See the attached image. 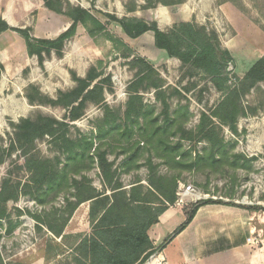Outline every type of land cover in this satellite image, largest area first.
<instances>
[{"label":"rangeland","instance_id":"1","mask_svg":"<svg viewBox=\"0 0 264 264\" xmlns=\"http://www.w3.org/2000/svg\"><path fill=\"white\" fill-rule=\"evenodd\" d=\"M0 1L6 19L18 28H30L31 35L35 38L55 39L70 26L65 16L44 9L46 7H43V0H23L34 5L33 8L25 10L18 8L22 0ZM69 1L75 6L91 10L105 23L108 19L104 14H122L117 8L121 7V3L123 5L125 3V0ZM138 3L144 4L143 0H138ZM7 4L15 5L16 10L5 9ZM174 9L187 11L189 15L185 20L196 22L217 32L222 46L234 57L235 64L231 67V72L239 77H243L250 66L264 56V0H188L183 5L172 7L161 5L152 11H138L137 18L148 22L161 21L163 26H167L166 18L168 15L170 17V12L173 15ZM175 22L177 21L167 19L168 25ZM116 25L112 22L107 27L118 36ZM128 44L135 49L137 42L128 41ZM149 48L147 47L150 52ZM152 51L154 66L166 80V87L175 88L181 93V97H172L173 91L170 89L168 92V96L171 97L172 113L179 104L189 107L190 118L186 127L188 130L195 129L199 124L201 113L211 112L222 100V94L214 88L209 79L189 74L188 68H184L179 60L170 59L167 54L161 56L153 47ZM114 55H116L115 50L104 35L90 39L84 27L80 25L76 36L66 44L64 56L59 58L53 54L41 66L36 57H29L26 54L25 41L21 35L16 33L3 35L0 38V61L3 62L5 71L3 78L1 77L2 81L0 80L2 82L0 145L4 147L10 145L14 136L13 125L21 119L35 118L42 114L63 121L65 110L61 107L29 103L28 95L37 97L31 86L39 89L47 97L57 99L60 91H68L76 86L73 73L85 77L93 64L99 60L111 59ZM110 72L113 77V88L106 91V106L113 112L109 116V120L113 122L122 118L127 108L129 98L127 86L133 79L134 73L120 62L113 64ZM262 90L264 91L263 86ZM142 97L143 104L151 109L155 116L161 112V104L156 101L153 90L142 92ZM262 101L264 94L261 90H254L247 97L246 105L260 107ZM104 117L103 106L90 105L80 120L69 125L66 139L45 138L37 141L36 149L30 155V159L50 162L48 169L51 173V181L54 180L52 188L46 183L50 181L49 178L42 183L35 182V172L27 169L25 159L20 158L18 153L7 158L0 166V190L7 178L10 179L12 187L19 184L18 199L7 203L6 214L0 219V256L4 264H72L78 242L92 231L89 203L80 206L72 217L68 216L74 202L72 179L83 180L85 177L94 187L102 189L97 164L90 168L88 159H84L79 161L81 163L78 165V161L71 158L73 153L86 148L90 142L95 146L109 142L114 148V154L109 156L110 160H116V164L120 165L125 159V155H119L120 149L125 145L115 142L120 139L117 131L108 134L106 127L105 138L100 139L104 134V130L101 131L100 128L103 126ZM118 123L123 125L121 119ZM131 124L134 126V123ZM222 130L218 132V136L223 137L228 144L227 150L243 158H239L233 168L212 165L206 161L200 168L182 169L178 188L181 185L185 187L191 185L196 193L187 199L185 204L180 205H177V196L174 204L177 210L169 214L170 222L163 224L157 230L162 235L161 242H166L169 234L176 231L184 222V208L191 207L200 200L213 199L224 203L264 207V108L260 109L257 116L241 118L237 134H233L227 127H223ZM122 132L123 130L120 131ZM129 135H132L131 143L138 140L141 141L140 146L146 143L139 131L133 129ZM182 145L185 152L191 150L192 156L191 158L189 154L185 157V164L190 163L196 155H203L210 149L207 141L192 143L182 141ZM143 155L147 157L148 153L145 152ZM154 161L159 165L158 173L161 176L178 174L175 173L173 164L163 163L156 157ZM141 162L144 163L143 160ZM64 172H67L68 181L66 184H61L60 180ZM148 175V168L142 167L138 172L121 174L120 178L128 188L137 177L147 185ZM64 223L66 225L61 237L55 236L49 230L50 225L58 228ZM256 238L258 237H252L253 241L250 244L262 246L263 237ZM151 263L164 264L155 256L147 262V264Z\"/></svg>","mask_w":264,"mask_h":264},{"label":"trees","instance_id":"2","mask_svg":"<svg viewBox=\"0 0 264 264\" xmlns=\"http://www.w3.org/2000/svg\"><path fill=\"white\" fill-rule=\"evenodd\" d=\"M188 0H125L124 7L127 14L137 11L157 9L159 6L183 5ZM46 9L54 14L68 18L70 26L55 39H38L31 35L30 28H13L0 15V35L13 31L21 35L25 41L26 52L29 57H36L41 66L46 59L56 55L64 56L66 44L72 40L78 27L86 30L90 39L104 35L115 50L116 55L111 59L99 60L93 64L85 77L73 73L76 86L68 91H60L57 99H51L39 89L35 95H28L31 105H52L65 110L63 121L54 117L39 114L35 118L21 119L13 125L14 136L8 147L0 145V166L7 158L18 153L26 161L29 171H34L35 182L46 183L52 188L53 181L48 166L49 161H35L30 155L36 149V143L45 138L52 140L66 139L69 125L80 120L90 105L103 106L105 117L100 127L105 138L106 127L108 134L117 131L120 139L116 143L125 146L120 149L119 155H125L120 165L116 160H110L114 154L111 143L106 142L95 146L93 142L73 153L72 160L79 165V161L88 159L90 168L97 164L102 180V189H97L85 177L83 180L72 179V203L68 216L81 204L90 203L89 217L92 222V231L83 236L75 247V256L72 264H146L155 254L156 248L151 240V230L159 223L160 217L174 206L177 201L179 174L182 169L201 167L206 161L212 165H221L233 168L235 162L242 156H237L227 150L228 144L223 137L218 136L223 127H227L233 134L238 133V123L241 118L257 116L264 108V101L260 107L246 105L247 97L255 90L264 87V56L261 57L243 77L231 72L234 57L225 49L215 30L199 25L196 22L180 23L172 28L162 30L157 22L145 21L131 16L117 17L106 13L108 22H103L91 10L82 6H75L69 0H43ZM119 25L123 33L130 39H137L151 32L154 36V45L164 51L170 59H177L189 74L200 75L211 81L214 88L222 94L220 103L211 112H202L199 124L193 130L186 125L190 118L189 107L181 106L172 113L168 92L171 96L181 97V93L172 87H166V80L158 69L147 58L140 56L121 38L108 30L109 23ZM120 62L128 67L134 77L127 86L129 95L127 108L121 119L111 122L113 112L106 106V91L113 88V77L110 69L113 64ZM5 66L0 65V80ZM153 90L155 99L161 104V112L155 116L154 112L143 104L142 92ZM134 123V126L131 124ZM133 129L141 133L146 141L130 142ZM123 130L122 133L120 131ZM178 140L177 142L174 140ZM113 140V139H112ZM200 140V141H199ZM182 141H207L210 149L203 155H196L188 164L184 163L190 154L183 150ZM130 142V143H129ZM128 143V144H126ZM145 152L148 156L143 155ZM184 154V155H183ZM159 158L163 163L173 164L177 175L161 176L154 159ZM192 158V156H191ZM233 159L235 161H233ZM143 160L144 163L141 162ZM211 165V166H212ZM142 167L148 168L147 185L138 177L127 188L120 176L138 172ZM200 170V169H199ZM79 171V170H78ZM81 172V171H79ZM61 184L67 183V172L62 174ZM19 196V184L12 187L10 179H5L0 190V219L6 214V206L10 201H16ZM226 205L239 207L249 211H262V206H246L241 204L224 203L213 199L200 200L191 207L184 208V222L174 231L173 237L182 232L194 219L198 210L206 205ZM68 220H66L67 223ZM56 228L50 225L49 230L57 237L63 236L65 225ZM0 264H4L0 256Z\"/></svg>","mask_w":264,"mask_h":264},{"label":"crops","instance_id":"3","mask_svg":"<svg viewBox=\"0 0 264 264\" xmlns=\"http://www.w3.org/2000/svg\"><path fill=\"white\" fill-rule=\"evenodd\" d=\"M7 5L4 7L5 9H15V5ZM33 6V3L22 0L18 8L25 10L33 8ZM120 6L121 7L117 8V11L122 14H116L118 17L127 14L124 5L121 3ZM2 7L3 6L0 7V15L7 21L10 27L18 28L14 23L6 19ZM43 7H45L44 4ZM138 13L137 11L132 14H127V16L138 17ZM169 14L170 17L168 15L165 21L167 26H163L164 24H161V21H156L162 30L172 28L174 25L180 23L189 22L185 20L189 15L185 10L174 9L173 15L171 12ZM190 16L192 17V14ZM167 19L171 21L176 20L177 22L168 25ZM20 28L25 29L26 27ZM115 28L116 30L118 29L116 33L119 38L127 44L128 41L137 42L135 49L132 48L137 54L147 58L153 64L152 47L155 48L156 52H159L161 56L166 54L164 51L158 50L155 47L153 33L148 32L137 39H130L123 33L119 25H116ZM9 33L16 32H5L0 35V38ZM147 47H150V52ZM7 52H9L8 49ZM0 65H3V62L0 61ZM1 81L0 88L2 87ZM82 205L83 204L80 206ZM88 208L90 210V205H88ZM175 210H177L176 206L170 207L169 210L160 217L159 223L151 230V240L157 249L152 257L155 256L160 258L161 262L164 264H264V211H249L239 207L219 204L206 205L198 210L193 221L182 232L165 244V242H161L162 235H160L157 230L163 224L165 225L170 222L168 216ZM173 232L169 234L168 239L169 237H173ZM254 236L258 238L263 237L261 241L262 246L248 243V239Z\"/></svg>","mask_w":264,"mask_h":264},{"label":"built area","instance_id":"4","mask_svg":"<svg viewBox=\"0 0 264 264\" xmlns=\"http://www.w3.org/2000/svg\"><path fill=\"white\" fill-rule=\"evenodd\" d=\"M195 193L196 191L191 185H189L188 187L181 185L177 191V196H178L177 205L185 204L184 202L187 201V199L191 198V196L195 195ZM252 241L253 240L251 238L248 239V243Z\"/></svg>","mask_w":264,"mask_h":264},{"label":"water","instance_id":"5","mask_svg":"<svg viewBox=\"0 0 264 264\" xmlns=\"http://www.w3.org/2000/svg\"><path fill=\"white\" fill-rule=\"evenodd\" d=\"M232 66L234 67V64H232Z\"/></svg>","mask_w":264,"mask_h":264}]
</instances>
